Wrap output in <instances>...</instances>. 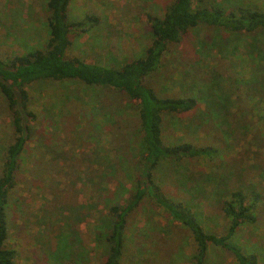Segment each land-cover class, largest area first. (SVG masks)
Listing matches in <instances>:
<instances>
[{"label": "rangeland", "instance_id": "rangeland-1", "mask_svg": "<svg viewBox=\"0 0 264 264\" xmlns=\"http://www.w3.org/2000/svg\"><path fill=\"white\" fill-rule=\"evenodd\" d=\"M46 1L0 0V58L45 47L48 36ZM172 1L72 0L67 11L68 20L82 23L84 30L70 34L72 45L66 52L67 57H79L88 63L107 67H119L127 60L141 57L151 41L149 16L160 17ZM208 3L227 11L240 6L264 11V0H209ZM216 35L213 29L204 27L191 31L178 43L169 46L159 71L149 76V84L161 96L191 95L201 100L191 113L165 116L162 124L164 143H191L213 151L210 157L162 162L154 179L170 199L184 201L198 210L205 231L215 235L224 234L228 224L221 211L223 194L225 196L242 185L243 192L259 194L261 201L256 209L255 222L240 226L234 242L247 253H255L260 259L259 264H264V150L258 149V143L249 142L262 119L254 108L264 101V95H256L259 98L256 101L255 97L246 99V93L240 94V99L236 98L238 90L234 91L235 87L242 86L250 73L244 62V43H239L242 46L237 53L232 55L227 50L226 56H219ZM252 60L256 62L255 58ZM248 82L253 83L252 80ZM27 91L31 97V109L43 123L32 128L17 184L10 195L8 246L16 251V264H54L49 245L53 242L51 226L56 213L50 208L51 216L44 214L41 217L39 209L50 197L36 188L30 191L27 187L35 182L29 169L38 166L36 147L39 146V136L43 135V127H46L44 135L55 133L66 141L61 142L56 151L57 155L66 158L47 171L52 186L57 177L55 171L62 165L77 168L79 163L75 155L82 151L98 153L104 165L109 164L108 159L119 158L122 153L130 157L127 165L122 163L115 166L116 171L110 170L108 183L100 184L98 191L86 189L82 180L77 183L81 194L79 206L94 205L89 217L75 227L81 238L79 251L85 255L83 264H101L105 248L96 241L95 228L103 223L102 215L108 204H122L128 198L137 173L135 155L141 130L135 104L119 97L115 91L107 92L71 82H37L27 87ZM215 112L241 129L236 137L222 139L221 129L217 125L218 131L210 127L208 116L212 117ZM10 123L5 100L0 94V153L11 140ZM49 142L54 141L49 139ZM72 142L81 148L74 150L76 147ZM62 149L67 153L62 155ZM107 167H100V175L107 171ZM235 172L237 175L232 179ZM239 173L243 176L240 177ZM207 175L216 176L217 182L209 183L205 179ZM225 175L228 176L223 180ZM78 177H84V174ZM190 191H199L204 197ZM90 194L100 198L90 199ZM105 196L107 199L102 200L101 197ZM32 209L35 210L33 214ZM27 216L26 223L24 217ZM61 227L67 231L65 225ZM124 240L121 264H192L190 256L194 245L189 232L149 198L144 199L128 218ZM59 251H62L61 245L57 247L56 252ZM205 264L237 263L229 252L210 245Z\"/></svg>", "mask_w": 264, "mask_h": 264}, {"label": "trees", "instance_id": "trees-1", "mask_svg": "<svg viewBox=\"0 0 264 264\" xmlns=\"http://www.w3.org/2000/svg\"><path fill=\"white\" fill-rule=\"evenodd\" d=\"M71 1H46L48 36L44 48H35L25 54L6 59L0 58V94L5 100L11 120V140L0 153V264H16V251L8 246L10 195L17 184L23 155L31 140L32 128L34 129L38 123H43L39 122L38 115L31 109V97L27 91V87L37 82L61 84L71 82L88 88H101L107 92L115 91L119 97H124L135 104L141 139L137 144V155L130 156L135 155L137 158L135 161L137 173L128 198L122 204L119 202L108 204L106 213L102 215L103 223L95 228L94 237L105 248L101 264H121L128 218L146 198L187 229L194 245V251L190 256L192 264H205L210 245L229 252L237 264H259L260 259L255 253H247L237 242H234L236 231L240 226L255 222L256 209L261 201L259 194L243 192V185L232 189L225 196L223 194L221 211L228 224L224 234L215 235L205 231L198 210L184 201L170 199L155 182L154 173L162 162L210 157L213 151L206 147H195L191 143L177 145L164 143L162 124L165 116L191 113L201 100L191 95L161 96L152 88L148 79L159 71L169 46L178 43L191 31L204 27L217 32L215 42L219 44V56H226L227 50L232 55L237 53V49L242 46L239 43H244V62L248 65L250 73L243 81L244 84L235 87L234 91L238 90L236 97L238 99L241 98L240 94L246 93V99L251 100L255 97V101L259 100L256 95H264V11L241 6L227 11L221 6L208 3L209 0H173L165 7L160 17L149 16L151 41L145 47L143 55L127 60L119 67H107L88 63L79 57H67L66 52L72 45L70 34L76 30L80 32L81 29L84 30L82 23L68 20L67 11ZM253 58L256 60L255 63ZM249 80L253 83L249 84ZM233 82H236L234 78ZM254 110L262 119L259 121L260 125L256 127L255 135L249 138V142L258 143V149L264 150V101H261ZM212 115V117L208 116L210 127L216 130L219 127L222 139L236 137L237 132L241 130L232 126L230 121L223 119L219 113L215 112ZM32 123L34 125L31 126ZM45 129L46 127H43V135L39 136V146L36 147L38 168L29 169V175L35 182L27 187L30 191L36 188L50 197L39 209L41 217L44 214L51 216L48 212L50 208L56 213L51 226L53 231L50 238L53 242L49 245L50 257L54 260V264H83L82 259H85V255L79 251L81 238L75 227L89 217L94 205L88 203L83 207L79 206L81 194L77 183L82 180L86 189L98 191L101 188L100 184L108 183L107 178L111 177L110 170L116 171L115 166L122 163L127 165L130 157L127 153H122L119 154V158L114 156L113 159H108L106 162L109 164L104 165L102 156L98 153L82 151L75 155L78 157L75 159L79 166L77 168L70 165L60 166L59 170L55 171L57 177L53 180L55 185L52 186L47 171L66 158L56 154L60 148L59 144L66 141L57 137L55 133L44 135ZM45 137L48 139L45 140ZM49 139L54 142L50 143ZM75 147L74 150L81 148L76 145ZM212 149L216 150V148ZM64 153L67 151L62 149L61 154ZM101 166L107 167L105 173L101 172L103 175L99 173ZM51 171L54 172L53 169ZM81 173L84 177L79 178ZM228 175L223 176L222 179L225 180ZM235 175L236 172L232 179ZM242 176L243 174H240V177ZM205 179L209 183L217 182L216 176L211 178L207 175ZM190 193L204 197L199 191H190ZM89 196L90 199L100 198L91 194ZM101 199L105 200L107 197ZM34 211L32 209L31 213L33 214ZM24 220L27 223L28 216L24 217ZM62 225L66 226L67 231L62 229ZM60 245L62 251L57 253V247Z\"/></svg>", "mask_w": 264, "mask_h": 264}]
</instances>
